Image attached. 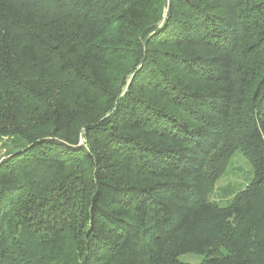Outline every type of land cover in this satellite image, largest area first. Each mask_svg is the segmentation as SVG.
<instances>
[{
  "label": "trees",
  "instance_id": "16d2710c",
  "mask_svg": "<svg viewBox=\"0 0 264 264\" xmlns=\"http://www.w3.org/2000/svg\"><path fill=\"white\" fill-rule=\"evenodd\" d=\"M4 137L0 264H264V0H0Z\"/></svg>",
  "mask_w": 264,
  "mask_h": 264
},
{
  "label": "rangeland",
  "instance_id": "374dc122",
  "mask_svg": "<svg viewBox=\"0 0 264 264\" xmlns=\"http://www.w3.org/2000/svg\"><path fill=\"white\" fill-rule=\"evenodd\" d=\"M11 138H1L0 158L10 148ZM253 177V168L241 149L236 148L228 158L223 171L215 178L208 191V199L219 205H225L238 191L243 189ZM179 260L196 264L204 254L188 252L179 255Z\"/></svg>",
  "mask_w": 264,
  "mask_h": 264
}]
</instances>
